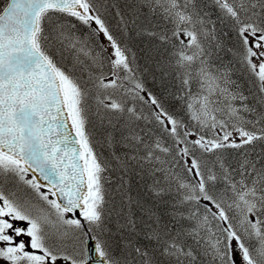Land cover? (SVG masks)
Returning <instances> with one entry per match:
<instances>
[{"label":"snow or ice","instance_id":"obj_1","mask_svg":"<svg viewBox=\"0 0 264 264\" xmlns=\"http://www.w3.org/2000/svg\"><path fill=\"white\" fill-rule=\"evenodd\" d=\"M0 264H264V0H0Z\"/></svg>","mask_w":264,"mask_h":264},{"label":"trees","instance_id":"obj_2","mask_svg":"<svg viewBox=\"0 0 264 264\" xmlns=\"http://www.w3.org/2000/svg\"><path fill=\"white\" fill-rule=\"evenodd\" d=\"M149 86H150V87H152V85H151V84H149Z\"/></svg>","mask_w":264,"mask_h":264}]
</instances>
